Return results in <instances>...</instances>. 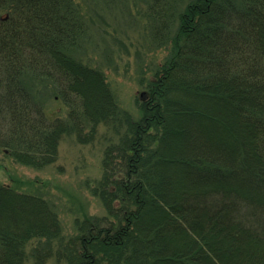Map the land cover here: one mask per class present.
<instances>
[{"label": "trees", "instance_id": "trees-1", "mask_svg": "<svg viewBox=\"0 0 264 264\" xmlns=\"http://www.w3.org/2000/svg\"><path fill=\"white\" fill-rule=\"evenodd\" d=\"M78 4L0 0V149L42 168L65 135L87 143L107 126L89 182L106 214L66 238L47 198L0 184V264H264V0H151L171 45L138 118L72 54ZM28 72L55 83L66 118L35 100Z\"/></svg>", "mask_w": 264, "mask_h": 264}, {"label": "rangeland", "instance_id": "rangeland-1", "mask_svg": "<svg viewBox=\"0 0 264 264\" xmlns=\"http://www.w3.org/2000/svg\"><path fill=\"white\" fill-rule=\"evenodd\" d=\"M75 1L79 3L86 31L78 45L72 48V54L100 68L119 106L135 118L140 117L141 93L166 61L171 45L154 37V26L159 18L156 11L149 8L151 0ZM23 80L49 116L67 117L68 107L57 94L52 80L30 72ZM107 132L111 133L109 128L100 125L98 136L87 143L79 141L75 134L65 135L59 145L57 161L42 168L21 163L0 149V184L47 198L59 213L63 236H74L77 218L106 214L101 199L91 192L89 182L102 175L106 145L102 136ZM58 242L57 239L50 242L43 239L41 243H50L56 248ZM29 264L34 263L30 260ZM44 264L66 263L53 255Z\"/></svg>", "mask_w": 264, "mask_h": 264}, {"label": "water", "instance_id": "water-1", "mask_svg": "<svg viewBox=\"0 0 264 264\" xmlns=\"http://www.w3.org/2000/svg\"><path fill=\"white\" fill-rule=\"evenodd\" d=\"M144 95V93H141V96H143Z\"/></svg>", "mask_w": 264, "mask_h": 264}]
</instances>
